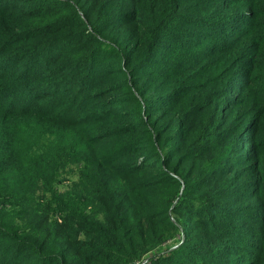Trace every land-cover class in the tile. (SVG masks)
Segmentation results:
<instances>
[{
  "label": "trees",
  "instance_id": "trees-1",
  "mask_svg": "<svg viewBox=\"0 0 264 264\" xmlns=\"http://www.w3.org/2000/svg\"><path fill=\"white\" fill-rule=\"evenodd\" d=\"M184 1L188 0H128L129 12L120 8L98 17L85 0H53L49 6L45 3L50 0H0V18L4 11L18 13L15 18H34L54 13L51 9L55 7L54 24L41 21L26 32L30 37L39 35L45 25L55 28L49 33L65 32L55 41L62 44L51 61L70 58L84 47L71 59L73 63L96 61L100 65L94 91L84 98L51 81L66 69L65 62L28 69L20 65L26 54L3 59L17 54L14 47L21 41L19 33L5 40L13 44L8 45L14 48L10 53L1 51L5 41L0 42V264H134L144 260L158 247L176 240L181 229L193 228L195 221L180 223L173 219V211L185 202L197 201L191 193L205 190L203 185L222 171L223 156L197 168L198 174L190 178L194 165L181 166L191 154L188 145L209 152L227 136L229 153L247 152L243 158L250 159L246 165L250 175L242 184L249 194L260 198L250 205L253 222L245 228L253 235V239L246 238L253 251L243 249L248 258L242 264H264V161L260 160L264 150V137H260L264 132V0H196L210 9L194 15H184ZM184 18L186 24L204 21L217 30L229 24L232 34L222 47L238 50H229L232 54L223 71L227 74L224 96L206 95V102H215V109L192 139L189 128L197 122L196 111L202 102L172 111L202 55L196 51L184 56L193 50L188 42L182 44L187 46L184 49L177 46L171 32L177 31L175 20ZM90 21L94 32L87 30ZM104 23L110 28L104 30ZM131 25H137L139 33ZM38 46L32 44L23 53ZM244 59L248 60L244 83L250 80L254 93L250 117L226 125L222 112L236 98H224L235 87L231 71ZM151 63L157 68L147 67ZM28 71L31 73L26 75ZM172 74L177 78L174 82H170ZM20 117H33L40 125H28L29 135L22 136L24 119ZM83 153L87 154L85 184L79 190L74 183L62 193L60 186L68 178L59 177L61 170L64 173L75 162L82 164ZM233 175L235 179L228 180L230 187L214 184L211 192L240 196V186L235 187L238 174ZM29 222L46 228L47 234L30 237ZM199 223L205 231L221 229L210 223V215ZM226 225L222 228L225 235L236 227ZM189 232L183 236L184 242L194 251L212 257L216 250L223 256L233 251L227 247L231 239L220 244V249L213 245L200 250L203 241ZM150 262L167 264L158 256Z\"/></svg>",
  "mask_w": 264,
  "mask_h": 264
},
{
  "label": "rangeland",
  "instance_id": "rangeland-1",
  "mask_svg": "<svg viewBox=\"0 0 264 264\" xmlns=\"http://www.w3.org/2000/svg\"><path fill=\"white\" fill-rule=\"evenodd\" d=\"M41 1L49 2V0ZM50 1L51 3L45 4L48 6L53 4V0ZM85 2L88 4V6L92 4L91 7L94 8L93 13H95L98 17H104L106 11L108 10L111 12H115L116 9L120 8H123L124 11L128 12L130 10L128 0H85ZM30 7L31 5L29 8ZM183 7L184 15H187V13L194 15L198 14L199 11L207 12L208 9H210L208 5H202L196 0L184 1ZM51 11L54 13H44L43 15H39L34 18H28L25 16L15 18L18 16V13L14 14L4 11L5 13L3 12V15H1L0 18V42L9 38H15L17 35H12L13 33H19L18 37H21V41L18 43V46L14 47L17 48V54L13 56L4 55L5 57L3 59L20 58L24 57L26 54L27 56L24 57V61L26 60V62L24 63L23 61L20 65H27L28 69L29 67H35L36 69H41L42 67L44 68V66L52 67V64H57L58 62L59 64H62L65 62L66 69L60 73L58 77L56 76V78L51 81H53V83L59 82L63 86H68L70 89L69 91H71L69 94L71 95L76 93L77 96H83L86 98L88 94H91L94 91L93 80L96 78L95 75L98 73L100 65H98L96 61L93 63L88 61L79 62L77 64L73 63L75 60L71 59L75 58L80 53V51L84 49V47H81L79 50H77L74 55H70V58L67 56V58L63 57L55 61H51L52 57L55 55L54 52L58 50L62 44H59V42L55 41L59 37H62L61 35L65 34V32H62V34L59 32L49 33L47 31H52L55 29L51 28L52 26L50 25H45V27H43V32L36 36L30 37V32H26L30 26H35L36 24L41 23V21H43L42 24L50 22L54 24L53 20H55L54 18L57 17L58 11H56L55 7H53ZM175 22L177 25V31L173 32V30L171 33L173 36L176 35L175 41L179 43L177 45L178 48L184 49L187 46H193V50L186 52L184 56H189L196 51H199V53L202 54L197 67L195 69L191 68L193 70H191V74L186 78L187 89L179 97L172 108V111L174 112H181L186 110L195 101L202 102L200 103L199 109L196 111L197 122L193 123L189 128V136H191L190 139H192L193 136L199 133L200 129L202 130V122L205 120V118L209 117L212 111L215 109V102H206V95L209 97L210 94H212L214 97H220V99H222L221 95L224 96L226 89L225 78H227V74L225 73L224 75L223 71L226 70L227 60L230 57L229 54H232L234 50L235 52H238V50H236L234 47H230L229 49L225 50L222 47L224 42L230 38L229 34H232L229 24L226 26L223 25L220 30H217V28H215L211 23H206L204 21H194L190 24L188 23L189 26H187L188 24H186L187 21L185 18L181 20H175ZM104 27V30H106V28H110V25L104 23ZM204 27L208 28L206 33L204 32L205 30L202 29ZM131 28L139 33V27L137 25H131ZM87 30L94 32L91 21L87 23ZM186 42H188L187 46L183 47L182 44ZM32 44H39V46L34 51L23 53L25 50L28 51L27 49L31 48ZM4 45L5 46L1 51H8V53L13 51L14 48H8V45H13L12 42L5 41ZM100 55L101 54H98L97 58H99ZM105 58L106 57H103L104 60ZM247 62L248 60L244 59L241 63H236L232 68L231 75L235 79V84H233L235 87L228 89L224 98H231V100H233L235 96L236 98L232 101L231 106L222 112V115H225L226 117V120L224 121V124L226 125L233 124L234 120L239 119V117H250V100L254 96V93H252V88H250V80L244 83ZM147 67L157 68V66L152 63ZM30 73L31 72L28 71L26 75H29ZM240 78H243L241 82ZM41 79L42 81H47L45 78ZM176 79L177 78L174 76V74H172L170 82H174ZM238 83L241 87L239 89L236 88ZM27 86H29V82L27 83ZM88 103L89 102L87 100L82 104L84 105ZM102 110L105 109L102 108ZM68 112H71V110ZM19 119H24L21 121L24 123V133H22V136L29 135L28 131L26 130L28 125L33 127H38L40 125V123L33 117H20ZM238 126L239 124H236V127ZM260 137H264V132L260 134ZM212 139H214V137ZM229 139L230 136L221 139L219 144L215 146L213 150L210 151L209 149V152H205L203 149H197L198 146L196 145H188L187 150H189L191 154L187 157V159L191 160L186 163V159L184 162H182L181 166L183 168H187L194 165L191 167L193 169L192 176L191 172L189 173L190 178L194 179L198 174L196 172L197 168H205L206 165L217 162L223 156L225 162L219 168L222 171H220L221 173H218V175H215L213 179L207 184L203 185L204 189L206 188L205 190H196L191 193V198L197 199V201H192V203L185 202L183 206L180 207L181 209L173 211V219L179 221L180 223L186 221L193 223L195 221L196 223H193V228L185 230L181 229L182 234L177 236L176 240L165 243V245L158 247L156 250L151 252L147 258L140 262H135L134 264H150L151 257L153 259L155 256L162 258V260L165 259L167 264H223L227 260L229 261V264H231L232 260H236V264H242L245 262V260H247L248 255L243 249H248L249 252L253 251V249L247 244H250V242H246V238L253 239V235L250 229L245 228V225L249 222H253L251 219L253 216L252 207L250 205L252 202H257L260 198L259 196L253 195L251 192L249 194L246 190L249 189L247 186H245L246 189H244L242 182L247 176L250 175L248 171L249 166H246L250 159L248 160L243 158V155L247 153L246 151L242 154L238 151L229 153ZM188 142H190V140H188ZM86 155V153H83L79 160L80 162H83L82 164L75 162L66 166V171L64 173L63 170H61L59 177L68 178V180H64L62 182L65 186H60L62 193L70 190L74 183L77 189H82L86 178V169L84 168ZM260 160L264 161V150L262 151V154H260ZM81 165L82 176L79 177ZM234 172L238 174L237 178L239 182H237L238 184L235 185V187L238 185L240 186L242 193L240 196L231 197L226 193L222 194L211 192L210 189L216 185L224 188L230 187L228 180L235 179V175H233ZM70 177L75 178V180L70 181ZM190 203L194 205L193 210L190 208ZM201 206L202 208L197 210V208ZM233 211L237 212L236 216H234L232 213ZM247 213L249 215H247ZM209 215L210 223H217L219 225L218 228L221 229H216L215 231L211 232L203 230V226L199 223V221L208 219ZM226 223L236 226L234 231H231L229 234H227L228 236L224 234V230L222 229L227 226ZM29 224L31 225V229L33 231V234L31 235L27 232L30 237L33 235L45 236L47 234L46 228L39 226L35 222H29ZM190 230L191 232H189ZM188 232L189 234L193 235L192 237L200 239L198 241H203V243L199 244L198 246V249L200 250L207 249V247L213 245H216L217 248L220 249V244L223 245L226 240L231 239V242L227 247L229 249H233V251L223 256V254H220L216 250V252L211 253V255H214L213 257L208 254L194 251L192 246L185 245L184 242L183 236ZM254 241H257V238H254ZM48 242L50 241H47V247L49 245ZM195 243L196 241L192 242V244ZM4 250L5 248H2V251ZM17 255H19V253H17ZM214 258H217L220 261H217Z\"/></svg>",
  "mask_w": 264,
  "mask_h": 264
}]
</instances>
